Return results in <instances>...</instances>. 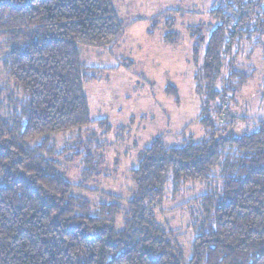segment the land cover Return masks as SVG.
<instances>
[{
  "label": "trees",
  "instance_id": "obj_1",
  "mask_svg": "<svg viewBox=\"0 0 264 264\" xmlns=\"http://www.w3.org/2000/svg\"><path fill=\"white\" fill-rule=\"evenodd\" d=\"M218 1L212 15L221 23L209 35L195 76L199 94L205 83L209 103L218 94L223 51L264 33V0ZM122 33L114 0H0L6 85L21 96L20 102L9 96L18 109L8 113L0 84V264H264V120L236 133L240 117L221 108L216 126L202 103L199 119L208 135L179 147L165 146L161 135L142 149L130 169L125 207L114 194L94 205L73 193L61 160L76 161L84 149L63 159L71 150L55 152L50 137L90 127L110 133L107 119L91 118L84 93V84L106 69L85 65L79 47L104 48ZM177 40L172 32L164 38ZM91 155L86 148V167ZM216 179L220 188L192 200L195 237L185 261L180 235L158 223L155 211L167 186L176 196L189 183Z\"/></svg>",
  "mask_w": 264,
  "mask_h": 264
},
{
  "label": "rangeland",
  "instance_id": "obj_2",
  "mask_svg": "<svg viewBox=\"0 0 264 264\" xmlns=\"http://www.w3.org/2000/svg\"><path fill=\"white\" fill-rule=\"evenodd\" d=\"M219 4L218 0H114L123 33L104 48L79 47L85 65L106 69L101 70L98 80L84 84V93L91 118L107 119L110 133L103 134L90 127L50 137L55 152L71 150L64 153L63 159L69 158L68 154L73 156L79 147L84 149L83 153L91 148L88 167L82 163L83 153L76 161L61 160V168L75 187V195L96 205L106 202L107 194H114L125 207L133 185L130 169L137 165L142 149L161 135L167 147L182 146L189 137L196 141L204 139L209 130L199 119L203 106L208 107L206 118H211L216 126L223 116L221 108L245 118L235 119L236 133L249 132L259 120H264V33L256 31L250 39L243 37L227 53L223 51L215 100L208 102L205 83L201 84V94L196 90L195 76L203 65L209 35L221 23L212 15ZM250 20L255 19L252 16ZM168 32L177 36L175 44L165 43ZM5 45V39L0 37V84L5 83L4 105L11 113L18 107L9 103V96L14 94L19 102L21 96L14 86L6 85ZM232 77L235 83L230 85ZM242 80L243 85H239ZM35 142L30 140L28 144ZM218 173L219 169L215 171ZM221 182L216 179L210 184L189 183L176 196L167 186L161 208L155 211L158 223L180 235L178 244L185 261L191 258L195 237L191 229L195 210L192 200L220 188ZM120 222L121 218L116 227H120Z\"/></svg>",
  "mask_w": 264,
  "mask_h": 264
},
{
  "label": "crops",
  "instance_id": "obj_3",
  "mask_svg": "<svg viewBox=\"0 0 264 264\" xmlns=\"http://www.w3.org/2000/svg\"><path fill=\"white\" fill-rule=\"evenodd\" d=\"M113 69L117 70L118 68H117V67H115V68H113Z\"/></svg>",
  "mask_w": 264,
  "mask_h": 264
}]
</instances>
